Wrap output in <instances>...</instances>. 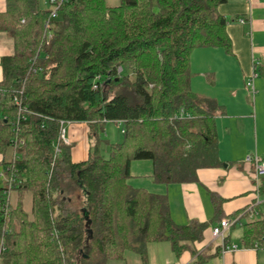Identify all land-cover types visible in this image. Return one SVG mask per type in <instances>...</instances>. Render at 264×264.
<instances>
[{"label":"trees","instance_id":"trees-1","mask_svg":"<svg viewBox=\"0 0 264 264\" xmlns=\"http://www.w3.org/2000/svg\"><path fill=\"white\" fill-rule=\"evenodd\" d=\"M6 1L0 31L14 53L1 60L0 154L12 153L0 189V264H107L131 253L147 264V244L163 241L178 256L196 252L207 223H177L166 194L132 184L131 163L151 160L164 184L197 182L199 169L220 164L215 103L192 91L191 55L231 51L219 11L227 0H62L48 28L49 0ZM15 97L28 110L17 128ZM61 121L97 131L121 121L124 140L104 156L96 131L94 150L74 161ZM241 240L264 249V214L244 222Z\"/></svg>","mask_w":264,"mask_h":264},{"label":"crops","instance_id":"crops-1","mask_svg":"<svg viewBox=\"0 0 264 264\" xmlns=\"http://www.w3.org/2000/svg\"><path fill=\"white\" fill-rule=\"evenodd\" d=\"M6 7L7 1L0 0V12H4ZM219 11L228 20L226 30L232 44L231 51L223 47L194 49L191 55V89L199 97L215 103L213 111L220 164L199 169L197 182L180 183L184 212L173 211L169 194L165 193L177 223L186 224L196 219L206 222L207 228L204 238L193 246L196 252L189 249L178 256L170 245L175 257L163 264H264V249L246 247L241 240L244 222L264 214L262 202L253 216L241 217V210L256 202L258 195L255 163L248 162L246 158L254 155L264 160V0H227L219 6ZM239 18H244L245 22H239ZM13 53V38L0 31V81L4 77L1 60ZM254 67L258 76L253 89L248 86L247 79ZM202 105L208 107L206 101ZM66 127L73 160L86 159L98 143L100 128H96L99 129L97 131L88 122H68ZM78 141L83 143L76 146ZM6 159L7 156L0 154L2 180L5 178ZM4 180L0 189L6 185ZM260 196L264 199V192H260ZM216 197L219 200L215 201ZM216 205H219L218 209ZM239 216L240 220L232 225L228 237L239 248L221 253L220 240L212 234L213 227L224 218L233 221ZM236 226L241 230L239 240L233 239ZM202 251L211 256L199 261L198 254Z\"/></svg>","mask_w":264,"mask_h":264},{"label":"rangeland","instance_id":"rangeland-1","mask_svg":"<svg viewBox=\"0 0 264 264\" xmlns=\"http://www.w3.org/2000/svg\"><path fill=\"white\" fill-rule=\"evenodd\" d=\"M120 0H107V3L110 5L118 4ZM49 6V3L46 4ZM24 20V19H23ZM25 21V20H24ZM46 27L48 24L46 21ZM33 67V66H32ZM252 88V87H251ZM257 96L255 97V99ZM215 114V113H214ZM99 130V129H98ZM99 134L101 136V141L99 142L100 153L104 156H109L110 154V143H120L124 140V133L122 131V125L115 121H109L104 123V126L100 128ZM81 142H76L75 145H79ZM94 150V147L92 151ZM12 151L10 150L7 154L8 159L11 158ZM225 166V164H224ZM0 168V172H1ZM132 178L130 181L133 185L137 187H145L148 190L155 193H167L169 194L172 210L175 212H184L183 194L180 189V183H157L152 174H153V163L151 160H134L132 161L131 167ZM5 179V178H4ZM3 179V180H4ZM2 178L0 177V184L3 183ZM5 181V180H4ZM15 200V192L11 193V201ZM28 203V202H27ZM29 205V203H28ZM264 208V207H263ZM244 220H247L245 218ZM241 235V230L239 226H236L233 239L239 240ZM148 253V263L147 264H163L166 260L172 258L173 252L170 248L169 242H152L148 243L146 247ZM2 251V240H0V258ZM175 257V256H174ZM107 264H144L142 259L138 254H128L123 259L119 260H109Z\"/></svg>","mask_w":264,"mask_h":264},{"label":"built area","instance_id":"built-area-1","mask_svg":"<svg viewBox=\"0 0 264 264\" xmlns=\"http://www.w3.org/2000/svg\"><path fill=\"white\" fill-rule=\"evenodd\" d=\"M50 5L52 6V12L51 15L49 17V19L47 20V24L49 25L50 23V19L52 17L57 16L58 14V9L62 4V0H49ZM24 21V20H23ZM239 22L244 23L245 19L244 18H239ZM254 67V71L251 74V76L247 79V84L248 86L252 87L254 89V80L255 78L258 76V73L255 71ZM34 72L37 71L36 68H33ZM119 72L122 70L121 67L118 68ZM99 80V78H98ZM94 88H98L97 83H94L93 85ZM0 94H4V92L2 90H0ZM14 102L17 106V113H16V118H15V122H14V127H18V125H20V123L24 120H26V113L28 112L27 107L25 105H23V103L21 102V100L18 97H15ZM183 113V109L181 110ZM68 122L65 121H61L60 123V139L62 140L63 143L69 145V141L67 138V125ZM118 123L121 124V121H119ZM124 131V130H122ZM15 145H19L22 143V140H19L17 137L14 140ZM58 151V149H57ZM246 160L248 162H254L255 163V173H254V177H255V187L257 190V200L256 202H254L250 207H248L246 209L247 212H251L250 215L253 216L254 213L256 212V207L264 202V199L261 198L260 196V190H261V184H262V178L264 176V160L259 159L257 156L254 155H248ZM245 211V212H246ZM240 220V216L237 217L236 219H234L233 221L227 218H224L220 221V223L216 226L213 227L212 230V234L213 237L215 239H219L220 240V251L221 253H226L228 251H235L239 248V246L237 244L232 243L229 240V230L232 227V225H234L236 222H238ZM4 249L3 247V240H2V250Z\"/></svg>","mask_w":264,"mask_h":264},{"label":"water","instance_id":"water-1","mask_svg":"<svg viewBox=\"0 0 264 264\" xmlns=\"http://www.w3.org/2000/svg\"><path fill=\"white\" fill-rule=\"evenodd\" d=\"M86 216L88 217V213H86ZM82 252V250H80V253Z\"/></svg>","mask_w":264,"mask_h":264}]
</instances>
